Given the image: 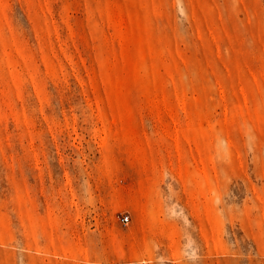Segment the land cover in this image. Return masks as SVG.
Here are the masks:
<instances>
[{
    "label": "rangeland",
    "instance_id": "obj_1",
    "mask_svg": "<svg viewBox=\"0 0 264 264\" xmlns=\"http://www.w3.org/2000/svg\"><path fill=\"white\" fill-rule=\"evenodd\" d=\"M0 264H264V0H0Z\"/></svg>",
    "mask_w": 264,
    "mask_h": 264
},
{
    "label": "built area",
    "instance_id": "obj_2",
    "mask_svg": "<svg viewBox=\"0 0 264 264\" xmlns=\"http://www.w3.org/2000/svg\"><path fill=\"white\" fill-rule=\"evenodd\" d=\"M129 219H130V215L128 213H124L122 215L123 222L127 223L129 221Z\"/></svg>",
    "mask_w": 264,
    "mask_h": 264
}]
</instances>
